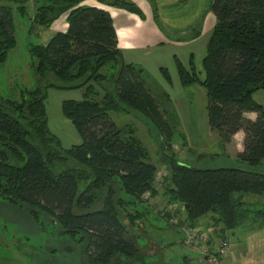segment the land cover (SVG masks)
<instances>
[{
    "label": "trees",
    "instance_id": "1",
    "mask_svg": "<svg viewBox=\"0 0 264 264\" xmlns=\"http://www.w3.org/2000/svg\"><path fill=\"white\" fill-rule=\"evenodd\" d=\"M82 1L36 0L29 16L30 0H0V68L16 45L14 11L44 27L68 12L65 32L55 33L45 45L29 47L32 87L20 89L19 100L0 98V198L27 205L25 210L37 221V211H42L66 234L85 231L90 264H112L115 255L138 254L117 214L121 200L114 197V187L137 204L129 215L135 223L147 214L141 200L155 191L157 167L140 141L125 136L108 111H140L166 141L173 132L149 96L142 70L121 62L114 73L122 56L109 12ZM115 3L137 11L125 1ZM210 9L216 22L201 60L203 78H189L177 60L178 73L183 85L199 80L205 89L209 129L224 143L243 132V149L236 158L242 165L200 168L171 158L165 193L183 206L189 225L213 213L221 231H234L248 214L237 195L264 196V171L258 169L264 159V105L253 98L264 91V0H211ZM198 35L199 30L193 37ZM190 65L192 70V58ZM49 89L83 90L81 100L61 103L81 143L64 148L50 130L45 107ZM257 214L264 224V210Z\"/></svg>",
    "mask_w": 264,
    "mask_h": 264
},
{
    "label": "rangeland",
    "instance_id": "2",
    "mask_svg": "<svg viewBox=\"0 0 264 264\" xmlns=\"http://www.w3.org/2000/svg\"><path fill=\"white\" fill-rule=\"evenodd\" d=\"M32 8L34 9L33 5L31 10ZM27 11L28 15L31 16L29 8H27ZM14 15L16 45L9 52L5 63L0 68V98L19 100L20 89L31 88L33 85V70L31 67V56L28 51L29 47L40 43L38 37L30 32L29 16L21 15L16 11H14ZM196 31L198 30L193 29L192 35ZM39 34L42 35V38L45 37L42 33ZM186 37L184 36V38ZM192 47L197 50L199 68L196 72L194 71L195 74L192 71H188L190 73L189 78L195 75L201 80L204 73L200 61L202 60V53H205L206 45H203V42H199ZM201 50H204V52ZM117 67L118 65H116L114 73H117ZM160 71L161 76H153L155 79L159 77L161 83L156 82L149 74L143 73V76H141L143 78L147 76L144 80L149 83H147L150 87L148 94L172 126L173 134L170 141H166L149 118L138 110L119 107L108 111L110 118L117 126L124 129L125 136L130 134L140 141L148 154L149 161L153 162L157 167L153 182L155 195L154 193H147L142 198L141 207H147V215L146 218L143 219L141 217L139 219V225L136 229L134 228L136 224L131 222L129 215H133L136 212L133 207H136L137 204L130 202V198L126 197L118 185L114 187V197L121 200L120 205L116 207L117 214L120 220L126 223L125 225L132 238L134 240L135 238L137 239L135 242L138 246V254L132 258L115 255L112 259V264H145L151 261H155V264H176L178 257L180 262L177 264H186L183 261L185 256L191 257V260L195 258L196 261V253H190L185 244L184 247L176 242L178 229L167 225L170 213H166L168 216L161 214L163 209L175 207L173 204H176L178 209L177 212L175 211L177 219L174 225L182 221L183 223L179 225L182 230V225L187 222L184 218L181 219L180 215H177L180 207L183 206L169 200L165 193V186L168 184L170 177L168 162L171 158L200 168L242 165V163L236 161V158L238 149H243V138L239 134L234 135L231 142L224 143L217 133L208 129L206 91L199 80L191 82L192 87L185 90V95H179L183 92L181 88L182 82L180 85L174 81L167 69L161 68ZM176 73L178 76V67L175 71V76ZM175 76L173 75L174 78ZM144 86L148 87L145 83ZM83 94V90L81 92L80 90L55 89L47 91L45 107L48 125L51 131L61 139L64 148L77 144L78 133L70 119L63 115L61 103L65 99L81 100L84 97ZM253 98L256 102L264 105L263 90L255 92ZM62 119H65L66 122L64 123ZM217 152L220 154L214 156V153ZM223 153H228L233 158H229L227 154ZM261 165L264 166L262 163ZM262 170H264V167H262ZM256 197L257 199L260 198V196H254V198ZM247 199L249 200V198ZM98 206L100 205L98 204ZM27 208H29L27 205L26 207H20L0 198V264H90L87 249L88 235L85 231L80 230L71 233V235L66 234L64 233L65 229L62 230L55 225L51 217L38 210L39 220L37 221L24 210ZM151 212H154L156 216L158 215L159 227L152 228L148 226L149 237L144 231L143 224L146 225L145 221L155 219V217H149ZM210 215L212 218L215 214L209 213L200 218H204L202 219L203 221L208 219L207 216L210 217ZM160 216L164 217V219ZM37 225H39V228ZM41 231H47L48 234ZM182 231L184 232V230ZM202 231L208 232L209 230L205 229ZM241 231L243 230L238 233L240 234ZM149 238L157 243L155 244L156 246L152 245V247L161 248L158 254L144 255L145 245L149 242ZM183 238H185V234ZM223 238H226L230 245L236 242V238L230 232ZM231 249L232 247L229 253ZM149 250L151 251L152 249ZM250 262H253L252 264H260V260L256 257ZM198 264L205 263L198 262Z\"/></svg>",
    "mask_w": 264,
    "mask_h": 264
},
{
    "label": "crops",
    "instance_id": "3",
    "mask_svg": "<svg viewBox=\"0 0 264 264\" xmlns=\"http://www.w3.org/2000/svg\"><path fill=\"white\" fill-rule=\"evenodd\" d=\"M35 1L36 0H30L28 5L31 15H33L35 11ZM115 1L131 3L137 11H130L127 8L116 4ZM210 3L211 0H186L185 3L180 0H83L80 4L106 9L111 15L117 36V48L120 50L122 56V61L117 64V71L122 63L125 65L131 64L136 67V69L142 70L140 75L143 76V73L149 74L156 82L161 83L159 77H157L158 79H155L153 75L161 76L160 69L165 68L169 71L174 81L181 85L179 75L177 76L176 73L175 76V71L177 70L176 59L187 71L194 70L196 72L199 68L198 53H196L197 50H194L192 46L199 42H203V45H206L208 36L215 25L216 19L210 9ZM32 5L34 6V9L32 8L31 10ZM67 15L68 12L61 14L57 19L51 22L48 27L36 25L32 23L31 18H29L30 32L38 37L40 44L45 45L55 33L66 31L68 27ZM193 29L199 30V35L197 37H193ZM39 33H42L45 37L42 38V35ZM184 36L187 37L184 38ZM201 51L204 52V50ZM203 54L205 53H202V57ZM191 58L193 60L192 70L190 65ZM144 78H147V76ZM191 85L192 83L186 85L182 84L181 88L183 89V92L179 95H185V90L191 88ZM77 90H80L81 92V89ZM245 115L251 119H254L256 116L254 112H247ZM62 121L64 123L66 122L65 119H62ZM238 134L243 138L244 134L242 131L237 132L235 136ZM77 136V144H79L82 139L79 134ZM240 151L241 150L238 149L237 152ZM214 154V156H217L220 153L217 152ZM223 154H227L229 158H233L232 155L228 153ZM262 164H264V159L262 160ZM262 167L264 166L260 165L258 169L264 171L262 170ZM254 196L259 195H237V197L243 198V208L247 209L248 214L243 218L240 225L232 232L230 230L221 231V225L213 223L214 220L213 217L211 218V215L210 217L207 216L208 219L206 220L202 221L204 218H199L194 223L190 224L191 227L200 230H209L207 232L209 238L208 243L212 247L215 246L221 238L227 236L228 232L236 238V242L233 243L234 245H231V252L228 253L227 257L224 259V264H252L253 262L251 263L250 261L255 257L260 260V264H264V224L263 219L257 214L258 210H264V197L260 196V198L258 197L259 199H257V197L254 198ZM247 198H249V200ZM146 215L147 214H144L142 218H146ZM177 215H180V218H184L185 220L186 212L183 207H180ZM149 217H155V219L145 221L146 225L143 224V228L150 237L147 227H159V219L154 215V212H151V216ZM139 221L140 220L138 219L134 223L136 224L134 226L135 229L138 227ZM122 223L124 225L126 224L125 222ZM181 223L183 222L180 221L179 224L176 225L168 223L167 225L168 227L178 229V238L176 239V242L185 247V240L183 238L184 232L179 228ZM238 230L243 231L239 234ZM135 241H137L136 238ZM155 244L157 243L149 238V242L145 245L144 255L158 254L161 248L152 247V245L156 246ZM149 249L152 250L150 251ZM190 253L197 254L196 261L195 258H193L194 260H191V257L185 256L183 257L184 263L198 264V262H204V257H201L200 253L192 251H190ZM179 262L178 257L176 259V264ZM145 264H155V261L146 262Z\"/></svg>",
    "mask_w": 264,
    "mask_h": 264
},
{
    "label": "built area",
    "instance_id": "4",
    "mask_svg": "<svg viewBox=\"0 0 264 264\" xmlns=\"http://www.w3.org/2000/svg\"><path fill=\"white\" fill-rule=\"evenodd\" d=\"M175 207H167L163 209L161 214L170 213L169 223H176L177 205L173 204ZM182 230L185 234V245L188 247L189 251L200 253L201 257H204L205 264H224V259L227 257L231 245L226 238H221L215 246H210L208 243L207 232L202 231L198 228L191 227L189 224L184 223L182 225Z\"/></svg>",
    "mask_w": 264,
    "mask_h": 264
},
{
    "label": "flooded vegetation",
    "instance_id": "5",
    "mask_svg": "<svg viewBox=\"0 0 264 264\" xmlns=\"http://www.w3.org/2000/svg\"><path fill=\"white\" fill-rule=\"evenodd\" d=\"M25 210V209H24ZM26 212H27V210H26ZM28 213V212H27ZM38 226V228H39V225H37ZM41 232H45V233H47V231H41ZM48 234V233H47ZM65 248V247H64ZM66 249V248H65Z\"/></svg>",
    "mask_w": 264,
    "mask_h": 264
}]
</instances>
